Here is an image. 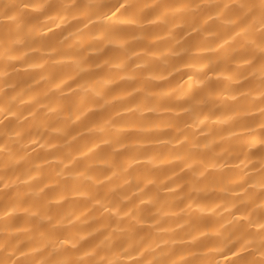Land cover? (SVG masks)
I'll return each instance as SVG.
<instances>
[{"label":"clouds","instance_id":"9594fccd","mask_svg":"<svg viewBox=\"0 0 264 264\" xmlns=\"http://www.w3.org/2000/svg\"><path fill=\"white\" fill-rule=\"evenodd\" d=\"M0 264H264V0H0Z\"/></svg>","mask_w":264,"mask_h":264}]
</instances>
